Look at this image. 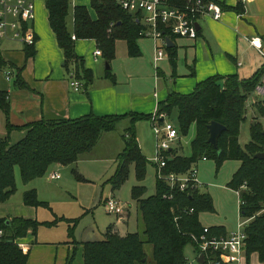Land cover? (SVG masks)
Instances as JSON below:
<instances>
[{"label": "trees", "instance_id": "16d2710c", "mask_svg": "<svg viewBox=\"0 0 264 264\" xmlns=\"http://www.w3.org/2000/svg\"><path fill=\"white\" fill-rule=\"evenodd\" d=\"M164 1L176 8H182L188 3V0ZM202 1L213 2L223 11L232 10L237 14L243 12L240 6L227 8L219 0ZM45 8L50 28L64 56L66 78L69 82H79L84 92L91 88L94 74L85 68L83 58L77 56L75 41H95L101 57L108 65L104 78L112 84H115V76L111 73L110 65L115 58L117 41L125 42L128 57H141L138 42L146 39L140 34L141 24L136 22L135 15L121 10L113 0H90L95 20L86 7H73L71 0H45ZM70 15L71 29L68 24ZM166 52L174 75L177 57L175 47L166 48ZM23 53L25 60L33 58L35 46H24ZM3 70L11 73L14 86L27 88L21 79L22 70L7 63L0 51V71ZM263 79L264 65L246 80H240L237 76H214L198 83L190 94L169 92L167 98L158 104L156 111L158 115H163L160 124L176 115L178 134L186 135L191 126L195 127L189 157L178 155L175 149L165 154L166 174H185L203 158L211 160L216 169L227 160L240 163L228 188L239 191V217L249 220L244 228L245 256L248 259L255 253L261 264H264V159L258 160L254 155L264 153L262 125L251 124V141L243 148L238 140L240 125L245 120L247 100L257 93V89L263 88ZM9 107L7 94L0 92V111L6 119ZM253 108L264 118V100L255 103ZM151 116L129 113L125 116L99 117L89 114L74 120H40L19 128L12 127L7 121L8 135L0 139V205L9 201L16 192V169L22 183L27 184L44 177L53 166L74 165L83 155L92 152L102 136L115 130L123 120L128 122L125 139L129 141L125 142V148L117 156V169L109 181L110 186L113 191L119 190L128 180L131 167L136 182L142 183L146 177L148 160L138 146L135 124L141 120L150 121ZM211 122L226 127V131L217 140V148L207 143ZM13 130L25 131L24 137L15 144L9 140ZM72 172L77 181H85L75 171ZM154 187V195L147 198H144V186L131 189V199L143 225L145 240L138 233L122 236L117 227L109 225L104 231V240L78 243L73 236L72 221L63 217L43 223L21 217L0 218V264H28L29 254H23L16 241L29 234L36 236L41 227L52 228L65 221L68 224L69 240L64 245H81L82 264H145L144 244L151 246L154 264H187L184 250L190 245L196 254L194 238L200 237L205 228L199 217L203 213H214L212 200L207 193L201 192L202 189L181 192L176 188L171 189L157 177ZM22 201L28 207L50 210L47 203L38 200L35 190L26 191ZM207 228L208 237H226L228 234L222 227ZM75 260V253L72 252L65 264H73ZM203 264H208L206 257Z\"/></svg>", "mask_w": 264, "mask_h": 264}, {"label": "crops", "instance_id": "0c3cea01", "mask_svg": "<svg viewBox=\"0 0 264 264\" xmlns=\"http://www.w3.org/2000/svg\"><path fill=\"white\" fill-rule=\"evenodd\" d=\"M219 1L231 9L240 6L243 10L242 14L232 10H222L219 20H214L205 14L198 15L196 19L198 37L195 41L172 40L174 46L171 48L175 47L177 54L174 75L167 52L163 61L158 63L157 69H154L152 41L142 39L151 42L150 49L145 52L140 46L142 41L140 40L138 45L141 57L130 58L126 47L127 59L123 57L126 61L122 67L123 73L114 72L115 84H112L104 78L107 68L101 53L96 55L100 50L95 41H75L77 56L83 58L85 68L90 69L94 74L91 88L84 92L81 88L75 91L66 78L64 56L50 28L45 0H34L35 19L27 25L35 34V56L25 60L22 43L0 40L2 58L22 70L21 79L27 85V88L16 87L12 82L6 81L0 72V92L7 94L10 105L8 118L6 119L2 111L0 116H3L4 122L8 121L12 127L19 128L40 120H74L89 114L99 117L125 116L129 113L153 115L157 111L158 104L167 98L169 92L190 94L198 83L214 76H237L240 80L252 77L264 65V59L249 43L250 39L257 37L261 40L264 50V0ZM71 2L73 7H86L91 18L95 20L96 15L90 8V0H71ZM256 94L258 95V92ZM146 122L151 128L149 120H141L135 124L138 146L141 144L139 140L141 141L142 135L141 132L139 134L138 129L146 128L143 125ZM120 123H127V120ZM138 123L140 124L136 129ZM7 135L6 127L5 131L0 128V139ZM24 135L25 131L13 130L9 134V140L15 144ZM139 148L142 149L140 146ZM48 181L56 180L48 179ZM105 200L107 198L102 201L103 205ZM42 208L25 206L23 201L18 205L12 203L10 198L0 205V218L21 217L42 223L52 222L56 217L58 218L56 215L52 221L39 218V209ZM128 219L129 216L124 222H119L116 218L115 224H110L111 221L105 223L119 228L122 224H126ZM27 237L16 242L29 254L28 264H65L66 259L73 252V245L60 244L61 247H56L54 242L38 244L37 235L29 234ZM88 241L92 240L86 242ZM253 256L259 263L258 256L256 254ZM249 263V258H246L245 264Z\"/></svg>", "mask_w": 264, "mask_h": 264}, {"label": "rangeland", "instance_id": "374dc122", "mask_svg": "<svg viewBox=\"0 0 264 264\" xmlns=\"http://www.w3.org/2000/svg\"><path fill=\"white\" fill-rule=\"evenodd\" d=\"M69 28H72L71 15L68 18ZM150 41L142 40V46L145 52L150 49ZM152 48V44H151ZM126 46L124 42H117L115 58L111 62V73H123V65L126 63ZM123 57L125 59H123ZM101 65L104 67L103 62ZM152 67V66H151ZM264 82V79H263ZM264 87V85H263ZM258 95L250 96L246 103L245 120L241 123L239 129V145L243 148L250 140L249 128L251 124H261L264 132V118L260 117L253 108V105L261 100H264V89H257ZM176 126V115L170 119H165ZM137 124L136 129L138 128ZM146 128L138 129L142 133L141 143L143 155L148 160L147 172L145 180L138 183L135 180L134 170L131 167L128 180L119 190H112L110 179L117 169V156L125 148V139L128 127L127 123H119L115 130L103 135L97 146L89 154L83 155L78 163L70 166H53L42 178L23 184L18 169L15 170L16 192L11 196V202L22 203L23 194L31 189H37V198L39 201H44L48 204L50 210L39 209V218L47 221H52L55 217L64 218L72 221L73 236L78 243L86 242L87 240L102 241L104 240V231L110 224L116 223V217L108 215L102 203L104 199H114L125 205V216H129L128 222L117 228L120 235L127 233H138L142 240H145L143 234V225L138 217L136 205L131 199V189L134 186H144L146 193L144 198L154 195L155 193V177L156 169L152 162L155 157V139L152 130L148 123H143ZM6 122L3 116H0V128L5 131ZM125 131V132H124ZM195 136V127L191 126L186 135L179 134V138L171 143L172 148H175L178 155L189 157L191 154L190 144ZM196 165L198 171V181L203 184L201 192L207 193L214 208V213H203L199 217V221L203 227H222L226 233L233 232L239 218L238 197L234 190L229 189L228 185L232 176L238 170L240 163L238 161H224L221 166L216 169L215 164L211 160L198 161ZM75 171L81 178L89 183H82L75 179ZM58 173L59 180L48 181L50 174ZM84 181V182H85ZM106 201V200H105ZM104 201V202H105ZM86 210H89L86 212ZM111 223L107 224L105 222ZM106 225H104V224ZM68 224L59 222L56 227L44 228L41 227L37 231L38 244L44 242H54L56 247H61L64 242L68 241ZM29 238V237H27ZM90 238V239H89ZM50 240V241H49ZM58 243V244H57ZM18 246V243H17ZM19 247V246H18ZM24 247V246H21ZM20 248V247H19ZM23 254L24 248H20ZM75 253L76 260L73 264H82L81 260V245L75 244L72 247ZM145 264H154L152 257V248L149 244H144ZM255 254V253H253ZM251 254L249 256V264H259L256 257ZM257 255V254H256ZM184 256L188 262L194 263V253L190 245L184 250ZM253 256V257H252ZM258 256V255H257ZM252 257V258H251ZM259 261V260H258ZM261 264V263H260Z\"/></svg>", "mask_w": 264, "mask_h": 264}, {"label": "built area", "instance_id": "2783aa9c", "mask_svg": "<svg viewBox=\"0 0 264 264\" xmlns=\"http://www.w3.org/2000/svg\"><path fill=\"white\" fill-rule=\"evenodd\" d=\"M123 11L135 15L141 24V35L152 41L153 54L152 64L157 69L158 63L163 61L166 53V38L186 39L195 41L198 37L196 19L198 15L205 14L214 20L221 19L222 10L213 2L202 0H188L187 5L182 8L171 7L164 0H113ZM246 1V0H242ZM35 19L34 0H0V40H11L22 43L24 46H35V34L28 27V22ZM26 26V28H25ZM74 39V38H73ZM172 40V39H171ZM250 45L257 50L264 59V50L261 40L257 37L250 39ZM96 55H100L97 51ZM5 80L11 82L12 76L8 70L0 71ZM71 87L78 91L81 87L77 81L70 82ZM163 115L156 112L151 116L150 123L155 139V157L152 162L156 169V177L163 180L171 189L184 192L189 189H201L197 178L196 165L185 174H166L165 154L171 150V143L179 138L177 128L170 122L164 120L160 124ZM206 159L203 158V161ZM58 173H52L50 180H58ZM239 200V191H235ZM108 215H113L117 221L122 222L125 216L126 206L114 199H107L104 203ZM240 218V217H239ZM241 219V218H240ZM249 220L241 219L236 229L227 234L226 237H208V228L203 229V234L197 239V252L194 254V263L202 255L203 261L207 258L208 264H245L246 235L244 228ZM1 234V233H0ZM23 246V245H21ZM211 256V257H210Z\"/></svg>", "mask_w": 264, "mask_h": 264}, {"label": "water", "instance_id": "95a60500", "mask_svg": "<svg viewBox=\"0 0 264 264\" xmlns=\"http://www.w3.org/2000/svg\"><path fill=\"white\" fill-rule=\"evenodd\" d=\"M197 26L198 25L196 24V27ZM166 46H167V48H171L174 46L171 39L166 38ZM105 66H106V68H108L107 64H105ZM224 131H226L225 126H223L219 123H216V122H211L208 126L209 137H208L207 143L212 145L214 148H217V140H218L219 136ZM263 135H264V132H263ZM254 158H256L258 160H262V159H264V153L255 154ZM197 262H198V264H203V256L202 255L197 259Z\"/></svg>", "mask_w": 264, "mask_h": 264}]
</instances>
